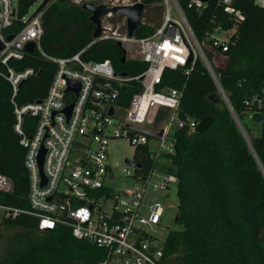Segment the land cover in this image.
I'll use <instances>...</instances> for the list:
<instances>
[{
  "label": "built area",
  "instance_id": "1",
  "mask_svg": "<svg viewBox=\"0 0 264 264\" xmlns=\"http://www.w3.org/2000/svg\"><path fill=\"white\" fill-rule=\"evenodd\" d=\"M17 1L0 0V76L8 81L15 95L34 70L17 71L10 63L29 54L25 48L30 43L34 44L33 52H40L54 63L56 70L44 98L20 108L12 101L17 120L15 131L22 136L20 144L26 150L24 166L30 209L0 208L7 218L20 214L37 218L40 231L70 230L75 239L104 251L100 264H163L165 243L174 230L167 231L164 225L165 207L158 194L169 192L177 183L176 176L164 171L163 166L169 164L168 159L176 152L173 133L184 130L192 136L201 121L179 116L183 90L162 86L163 74L166 70H182L188 75L200 60L227 103L204 45L208 41L226 52L244 15L233 7L234 0H215V13L207 16L200 40L185 10L204 15L210 0H188L186 6L180 0H75L76 4L93 3L108 9L143 4L140 26L129 36L126 18L107 13L101 19L98 38L80 52L60 58L46 55L41 45L42 16L58 0H48L29 18L17 17ZM253 4L264 10V0H253ZM153 9H159L155 22L150 16ZM117 16L123 20L116 22ZM228 20L232 21L231 27H227ZM17 23L20 28L15 29ZM142 28L153 31L139 37L137 32ZM9 36H13L11 40ZM107 41L117 43L125 57L146 64V69L139 76L120 78L109 60L82 59L86 49ZM133 82L139 84L138 88L132 86ZM73 83L79 86L77 92L68 91ZM127 85L133 87L134 94L120 116V93ZM71 104L67 116L65 110ZM165 110L169 111L168 116L154 128L159 111ZM25 115L37 119L28 137L21 130ZM139 129L162 134L153 137ZM112 140H124L134 148L132 158L125 159L121 168V174L131 180V185L120 190L108 184L115 178L108 154ZM152 141L156 142L155 148ZM143 147H147L144 152L140 150ZM153 179L158 181L153 183ZM11 190V182L0 175V194Z\"/></svg>",
  "mask_w": 264,
  "mask_h": 264
},
{
  "label": "trees",
  "instance_id": "2",
  "mask_svg": "<svg viewBox=\"0 0 264 264\" xmlns=\"http://www.w3.org/2000/svg\"><path fill=\"white\" fill-rule=\"evenodd\" d=\"M37 1L18 0L17 17L25 15ZM74 1L58 0L44 12L41 45L46 55L69 57L93 41L95 27L89 21L90 14ZM187 1L180 3L186 6ZM214 2L210 0L201 16L185 10L200 40L207 16L215 13ZM233 7L244 20L236 26L228 50L221 52L208 41L204 45L227 103L200 60L188 75L182 70L163 74L162 86L183 90L181 118L213 119L203 134L187 136L184 130L173 133L176 152L163 170L177 178L175 223L179 229L167 237L163 264H264V10L253 0H234ZM122 20L115 17L116 22ZM231 26L228 20L227 27ZM152 31L142 28L137 35L146 37ZM123 56L124 51L112 41L96 43L82 53L85 61L109 60L118 74L136 77L146 69V64L127 56L122 62ZM10 65L17 71L31 68L34 74L15 95L0 76V175L12 185L10 193L0 194V206L29 210L26 150L20 144L22 136L15 131L12 101L20 108L44 98L56 66L38 51ZM132 86L138 88L139 84L133 82ZM133 94L131 86L121 89L120 116ZM168 113L159 111L154 128ZM36 121L31 115L23 117L25 136L31 135ZM254 127L259 129L257 136L252 135ZM140 150L144 152L147 147ZM2 226L9 234L4 239L0 236V264H100L105 258L103 250L75 239L68 229L50 233L38 230L37 218L26 214L5 217Z\"/></svg>",
  "mask_w": 264,
  "mask_h": 264
},
{
  "label": "rangeland",
  "instance_id": "3",
  "mask_svg": "<svg viewBox=\"0 0 264 264\" xmlns=\"http://www.w3.org/2000/svg\"><path fill=\"white\" fill-rule=\"evenodd\" d=\"M44 0H38L35 2L26 12L25 17L29 18L38 10L40 5ZM76 4V3H75ZM151 21L155 22L159 16V9H153L150 11ZM119 119L118 117H116ZM258 128V127H257ZM254 127L252 130V135L257 136L259 135V129ZM264 132V131H263ZM155 141H152V147L155 148ZM134 148L133 146L129 145L124 140H112L108 146V154H109V161L111 165H113L114 171V179L108 181V184L114 187L115 189H123L127 188L131 185V180L124 178L123 174H121V168L125 166V159H130L133 156ZM153 183H156L158 180L153 179ZM168 197L167 202H163V199ZM158 197L161 199L165 207V214H164V225L167 227V231L170 230H178L179 226L174 223V217L176 216V189L174 186L170 188V191H164L158 194ZM6 217L5 212L3 209L0 208V236L4 239L8 236L9 232L3 230L2 221ZM3 242L1 243L2 246Z\"/></svg>",
  "mask_w": 264,
  "mask_h": 264
},
{
  "label": "water",
  "instance_id": "4",
  "mask_svg": "<svg viewBox=\"0 0 264 264\" xmlns=\"http://www.w3.org/2000/svg\"><path fill=\"white\" fill-rule=\"evenodd\" d=\"M48 0H44L42 2V4L40 5V7L38 8L37 11H39L46 3ZM105 1V0H103ZM203 2H208V0H202ZM143 4H136L134 6L131 7H115L112 9H108L106 8L104 5H99L96 6L93 3H84L82 5V9L86 12H88L90 14V18L89 21L94 25V30L92 33V37L93 39H96L100 36L101 34V19L103 16H105L107 13H112L114 15H121L124 16L126 18V25H127V30H128V35L132 36L133 33L137 30V28L140 26V18H141V14L143 12ZM13 36H9L8 40H11ZM26 52L28 53H32L34 50V44L30 43L26 46L25 48ZM125 56L122 57V62L125 61ZM191 60V59H190ZM118 76L120 78H127L128 74L126 73H120L118 74ZM24 82L21 83V85ZM78 85L77 84H70L68 86V91H78ZM71 108H72V104L69 105L66 110L65 113L67 116L70 115L71 112ZM113 110L110 109L109 114L112 115ZM213 119L210 116H205L198 124L197 128H196V134H203L205 133L208 128L210 127V125L212 124ZM139 131L146 133L150 136L153 137H160L162 132L160 131L159 133H154V132H150V131H146V130H142L139 129ZM127 163L131 164V162H129L128 160L126 161ZM136 167H139V165H136ZM45 232L50 233V230H46Z\"/></svg>",
  "mask_w": 264,
  "mask_h": 264
},
{
  "label": "crops",
  "instance_id": "5",
  "mask_svg": "<svg viewBox=\"0 0 264 264\" xmlns=\"http://www.w3.org/2000/svg\"><path fill=\"white\" fill-rule=\"evenodd\" d=\"M166 161V160H165ZM167 162V161H166Z\"/></svg>",
  "mask_w": 264,
  "mask_h": 264
}]
</instances>
